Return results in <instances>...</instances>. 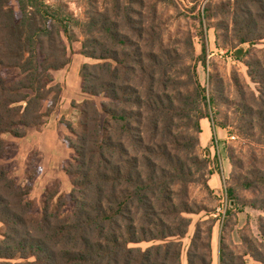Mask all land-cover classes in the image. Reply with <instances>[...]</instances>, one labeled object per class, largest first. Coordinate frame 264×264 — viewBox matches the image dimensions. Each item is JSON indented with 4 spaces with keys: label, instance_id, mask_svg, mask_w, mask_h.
I'll return each instance as SVG.
<instances>
[{
    "label": "trees",
    "instance_id": "16d2710c",
    "mask_svg": "<svg viewBox=\"0 0 264 264\" xmlns=\"http://www.w3.org/2000/svg\"><path fill=\"white\" fill-rule=\"evenodd\" d=\"M131 7L116 0L107 14L92 18L95 30L83 42L82 53L101 62L81 71L90 98L74 105L82 121L72 130L75 138L66 139L75 151L65 169L73 178L69 197L48 191L37 213L30 188L0 164V264H182V239L192 224L187 215L203 209L191 186L210 188L207 176L214 173L200 153L202 120H213L220 100L207 94L177 44H166L153 24L133 21ZM205 10L207 19H224L216 27L232 31L230 41L251 45L245 63L257 87L239 84V129L264 143V50L256 48L264 39V0L210 2ZM120 21L145 45L121 34ZM74 22L80 21L64 5L0 0V161L6 135L24 137L55 111L56 101L44 106L62 89L53 70L70 61L64 34L70 38ZM99 24L103 43L93 35ZM206 50L203 39L200 61ZM97 97L105 100L99 105ZM250 175L255 180L246 177L243 185L261 192L262 204L253 207L264 211V171ZM226 191L234 201L236 188ZM214 224L215 218L197 222L188 264H213ZM259 230L260 239L244 236L243 242L264 264V216ZM220 244V264H246L244 254L224 239Z\"/></svg>",
    "mask_w": 264,
    "mask_h": 264
},
{
    "label": "rangeland",
    "instance_id": "374dc122",
    "mask_svg": "<svg viewBox=\"0 0 264 264\" xmlns=\"http://www.w3.org/2000/svg\"><path fill=\"white\" fill-rule=\"evenodd\" d=\"M116 0H47L49 4L64 5L67 10L80 22L69 25L70 38L64 34V41L68 47L69 63L64 68L53 70L55 83L58 82L60 74L68 68H80L84 64H98L99 59L84 55V41L92 37L89 29L92 18L98 14H107L112 9ZM228 0H119L123 6L131 7L133 21L139 22L142 26H155L157 34L160 32L166 44L176 45L184 54V61L188 65L196 66L201 84L206 88L209 96L213 95L220 100L218 109L212 111L213 120L210 121L209 143H201L200 153L206 155L210 160L209 170L223 172L228 186L206 187L204 182L195 183L191 186V197L203 209L195 214H188L192 219L187 235L182 239L183 253L182 264H188L187 251L194 236L197 222L201 220H214V231L212 238L213 261L220 264L219 252L220 241L224 239L226 245L236 253L244 254L246 264H258L257 261L246 252L243 237L260 239L259 219L264 216V211L253 207L254 204L261 205L263 196L255 188L243 185L246 177L254 179L250 173L258 169L264 171V143L259 134L256 136L244 135L239 126L244 122L237 111V104L240 100L238 89L239 84H248L250 89L256 91L257 85L252 82L248 73V66L245 63L246 54L251 49L249 44H240L237 41H230L234 34L232 31L223 30L219 21L224 19H207L204 15L207 5L212 2L220 5ZM114 19V17H113ZM122 17L120 18V20ZM203 20V23L201 21ZM115 20V19H114ZM119 22V21H118ZM119 29L121 34H128L131 39L142 42L137 35L129 31V25L120 21ZM118 27V26H114ZM97 32L93 35L102 43L106 34L99 32L101 25L96 26ZM95 30V29H91ZM205 40L207 50L205 62L200 61L202 43ZM194 47H191V42ZM146 42V40H145ZM143 43V42H142ZM145 45V43H143ZM97 48V47H96ZM244 48L243 56H236L237 49ZM264 50V39L256 46ZM98 47L97 54H100ZM88 50V49H86ZM86 57V60L84 59ZM84 59V60H83ZM238 79V80H237ZM237 81H239L237 85ZM70 86L73 85L71 80ZM58 92V93H57ZM64 94V96H63ZM76 95L75 98L72 97ZM72 96V97H71ZM65 97V101H63ZM90 98L81 89L72 88L65 93L62 89L53 92L49 101L45 103V110L53 101L64 113L60 117L59 130L56 132L39 127H30L24 137L6 135L7 152L1 159L0 164L6 167L10 175L22 188H30L29 198L36 206V212H42L44 200L48 191H59L62 196L69 197L73 184L72 177L66 172V167L75 156V151L66 142L67 138H75L72 130H79L82 121L77 104L84 99ZM99 105L102 97L96 98ZM68 102V103H67ZM68 105L67 107H65ZM76 105V106H74ZM59 108V109H60ZM55 109V110H56ZM61 110V109H60ZM54 112V111H53ZM52 112V113H53ZM51 113V114H52ZM50 114V116H51ZM46 119V122L48 118ZM71 127V128H69ZM82 129V126H81ZM35 130H41L42 135L34 134ZM30 135V136H28ZM234 136L235 138H231ZM46 146V149L39 148L35 143L38 139ZM34 139V140H33ZM214 150V152H212ZM243 177V178H242ZM236 188L235 200L232 201L226 189ZM264 186H259V188ZM218 191V192H216ZM3 225L0 223V233ZM147 247L148 244H142Z\"/></svg>",
    "mask_w": 264,
    "mask_h": 264
},
{
    "label": "crops",
    "instance_id": "0c3cea01",
    "mask_svg": "<svg viewBox=\"0 0 264 264\" xmlns=\"http://www.w3.org/2000/svg\"><path fill=\"white\" fill-rule=\"evenodd\" d=\"M86 60V57L84 58ZM83 59V60H84ZM72 70V69H71ZM71 70L69 71L68 68H66V70L63 72V74H60L59 78H58V82L62 83L63 89L65 90V93L68 92L69 89L72 88H78L81 89V76H80V68L76 67L73 68V71L71 72ZM71 80L74 82L72 86H70V82ZM64 96V94H63ZM72 97V96H71ZM76 95H74L72 97L75 98ZM65 101V97L63 99L62 102ZM68 103V102H67ZM68 105H66L65 107H67ZM58 107L52 114L51 116L48 118L47 122L45 123L43 129H46L47 131H51V132H56L59 130V122H60V117L63 116V112H62V108ZM202 126H203V132L201 134V143L203 145H205L207 143H209V138H210V121L208 119H204L202 120ZM41 130H35L33 131L31 134V136L33 137L34 134L38 135H42ZM30 136V135H28ZM30 136V138H31ZM34 140V139H33ZM41 138L40 140L38 139L37 141H35L36 144H38L39 148L46 149V146L43 145V143L41 142ZM214 152V150L212 151ZM226 178L225 175H223V172L220 173L219 171H214L213 174H211V178L209 179V183L211 186H223L224 182L223 179ZM213 264H216L213 261Z\"/></svg>",
    "mask_w": 264,
    "mask_h": 264
},
{
    "label": "water",
    "instance_id": "95a60500",
    "mask_svg": "<svg viewBox=\"0 0 264 264\" xmlns=\"http://www.w3.org/2000/svg\"><path fill=\"white\" fill-rule=\"evenodd\" d=\"M244 53H245V50H244V48L237 49V50H236V52H235L236 56H238V57H241V56H243V55H244Z\"/></svg>",
    "mask_w": 264,
    "mask_h": 264
},
{
    "label": "built area",
    "instance_id": "2783aa9c",
    "mask_svg": "<svg viewBox=\"0 0 264 264\" xmlns=\"http://www.w3.org/2000/svg\"><path fill=\"white\" fill-rule=\"evenodd\" d=\"M231 138H235L234 136H232ZM223 186H228L224 180V185Z\"/></svg>",
    "mask_w": 264,
    "mask_h": 264
}]
</instances>
